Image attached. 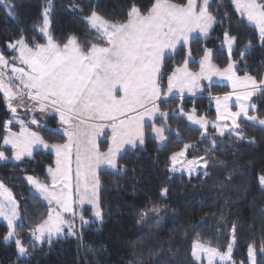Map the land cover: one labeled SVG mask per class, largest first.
Returning a JSON list of instances; mask_svg holds the SVG:
<instances>
[{"label": "snow or ice", "instance_id": "obj_1", "mask_svg": "<svg viewBox=\"0 0 264 264\" xmlns=\"http://www.w3.org/2000/svg\"><path fill=\"white\" fill-rule=\"evenodd\" d=\"M239 12L241 23L244 18L259 33L264 43V0H230ZM51 5L45 6L42 12V24L39 28L40 38H26L21 35L14 41L5 44L10 53L6 56L0 51V93L12 116L3 123L0 133V161L9 159L5 155V146L12 150L11 159L21 161L32 157L36 149L49 150L55 154V167L47 169L49 183L41 182L28 176L39 199L47 203L46 218L36 224L30 232V244L35 248L37 242L51 243L53 237L62 235L75 236L77 217L81 225H89L102 220L97 189L100 181L96 170L103 164L113 170L118 168L117 158L128 148L136 149L146 141V126L151 128V137L160 143L168 137L165 132L172 130L166 123L156 126L157 118L166 120L169 113L161 111V106L170 97L179 94L181 100L184 93L195 95L196 90L203 91L201 80H208L211 87L213 76H219L231 83L233 92L223 97H212L216 101L217 120L231 121V125L213 123L214 134L223 137H234L238 141L247 139L241 129V119L251 121L264 127V119L250 115V109H256L251 102L257 95L264 96V77L245 72L237 75V61L229 59L226 67L221 69L212 63L211 49L202 48L204 55L199 60L200 71L189 70L192 61L191 44L201 38H207L214 24L223 23L209 9L211 0H153L150 6H143L136 0H128L127 11L123 20L111 21L92 10L88 16L80 19L86 23L96 42H88L82 46L75 35L67 37L65 42H58L50 32L49 11ZM78 5H72L70 11H76ZM0 8L7 10L12 16L15 5L10 0H0ZM237 36L230 34L229 29L223 32V45H226L231 57ZM185 49L182 65L176 67L167 78L166 91L162 86L163 63L166 54L175 51L177 46ZM251 41L240 52L243 60ZM242 89V91H237ZM235 96L237 111H231L229 102ZM25 98L26 101L25 102ZM24 108L26 114L46 113L52 110L59 115L62 134L67 136L66 143H49L29 124L40 125V121L32 116L29 123L19 118L17 109ZM181 116L186 115L193 125H198L202 139L208 136L209 121L197 117L195 109L186 114L183 106L178 109ZM19 124V130L12 126ZM151 122V123H150ZM105 128L111 129L110 146L101 152L95 138ZM178 135V134H177ZM254 143L253 140H249ZM215 150L217 141H210ZM191 144H184L179 151L169 157V171H187L189 176L199 172L201 167L207 169L209 161L205 156L191 160L186 157ZM73 148H75V169H73ZM181 163L184 167L177 168ZM200 166V167H194ZM204 176L208 172L203 171ZM260 185L264 186V171L258 176ZM74 181V182H73ZM168 189H162L166 195ZM75 197V198H74ZM76 205L74 208L73 205ZM92 207V219L84 216V205ZM19 205L13 193L0 181V219L6 221L7 232L3 234L5 242L13 241L19 257L29 255L21 238L16 236L17 221L20 219ZM77 208L80 212H77ZM233 222L232 242L225 251L217 248L193 245L192 255L197 249L208 256V264L219 257L221 261H232L233 244L236 240V226ZM65 229L67 230L65 233ZM258 256L261 258L258 260ZM235 264V262H233ZM240 264H264V231L261 232V243L249 244L247 258Z\"/></svg>", "mask_w": 264, "mask_h": 264}, {"label": "trees", "instance_id": "obj_2", "mask_svg": "<svg viewBox=\"0 0 264 264\" xmlns=\"http://www.w3.org/2000/svg\"><path fill=\"white\" fill-rule=\"evenodd\" d=\"M49 0H10L15 5L13 17L0 8V45L5 47L21 35L35 38L43 43L38 27L42 12ZM143 6H150L153 0H136ZM180 3L181 0H172ZM78 5L76 11H70L72 5ZM128 0H55L50 16V32L58 42L75 35L82 46L96 42L89 35L86 23L80 19L88 16L92 10L104 18L123 20ZM217 23L208 39H200L191 44V68H198L197 62L207 48L213 51V62L220 68L228 64V55L222 49L223 32L238 37L232 54L237 61V74L245 72L261 78L264 74V43L259 39L257 30L241 19L230 0H212L209 9ZM251 41L243 60L240 52ZM185 49L182 47L163 63L162 86L167 87V78L172 71L183 64ZM226 91L213 87L206 94L196 98L168 99L161 111L169 113L166 120L157 119L156 126L166 123L172 131L165 132L166 143L160 147L151 137V128L146 126V141L143 147L125 152L118 159V168L123 170L101 171L100 207L103 215L101 223H91L79 230L76 238L65 237L30 244L31 229L46 218L47 204L35 195L25 177L33 176L41 182L49 183V166L55 167L53 154L36 152L31 158L20 163L0 162V181L9 188L19 205L21 223L16 229L29 250L28 257H19L16 245L3 240L7 232L0 222V264H197L192 256L195 241L225 250L231 241L233 222L236 226V247L234 259L237 263L247 258L249 244L261 243L264 231V189L258 176L264 171V128L248 122H241V129L247 139L238 141L234 137L214 134L208 128V136L202 139L203 130L192 127L180 117L178 111L182 105L184 112H192L209 120L215 119L212 97L225 94ZM257 115L264 117V96L257 95ZM9 117L2 95L0 94V133L3 123ZM48 126L58 127L57 118L46 119ZM41 136L49 143H65L59 133L39 129ZM178 134V135H177ZM217 145L212 150L210 141ZM250 143L249 140H253ZM0 140V145H2ZM184 144L193 145L189 156H205L209 161L206 171L196 177L174 175L169 171V157L179 151ZM109 145L104 141L100 149L104 152ZM5 154L11 156L10 150ZM168 189L161 195L162 189ZM86 209L83 214L91 218ZM261 257L258 256V260Z\"/></svg>", "mask_w": 264, "mask_h": 264}, {"label": "rangeland", "instance_id": "obj_3", "mask_svg": "<svg viewBox=\"0 0 264 264\" xmlns=\"http://www.w3.org/2000/svg\"><path fill=\"white\" fill-rule=\"evenodd\" d=\"M211 2H212V0H211ZM48 5H51V7H50V11H49V19H50V16H51V14H52V10H53L54 5H55V0H49V1L45 4V6H48ZM45 6H44V7H45ZM233 6H234V9H235V5H233ZM5 10H6V9H5ZM235 11H236V9H235ZM6 12H7V10H6ZM236 12H237V11H236ZM237 14H238L239 17H240L239 12H237ZM11 17H13V14H12ZM240 18H241V17H240ZM244 20H246V18H244ZM246 22H247V21H246ZM41 24H42V20H41V23H40V25H39V27H38V31H39V28H40ZM215 25H216V24H214V25H213V28L209 30V35H208V37H207V38H201V39H208L209 36L211 35V33H212V31H213ZM50 26H51V22H50ZM251 26H252V25H251ZM252 27H254V26H252ZM49 30H50V29H49ZM257 32H258V30H257ZM258 34H259V33H258ZM235 46H236V44L233 45V51H234V49H235ZM180 48H181V46L178 45L177 48H176V50H175V51H170V52H168V53L166 54V57H168V56H172V55H175V54L179 51ZM222 49L227 53L228 58H229V59L231 58V59L233 60V58H232L233 51H232L231 57H229V52H228V48H227V46H226V45H223V46H222ZM0 51H4L5 55L10 57V53L8 52V50H6L5 47H2L1 45H0ZM212 52H213V51H212ZM229 59H228V62H229ZM192 61H193V62H190V63H189V70L192 71V72H197V73H198V72L200 71V68H199V61L197 62V64H198V68H197L196 70H194V69L191 68V64L195 63L194 60H193V58H192ZM212 63L214 64V62H213V55H212ZM214 65H215V64H214ZM221 69H223V68H221ZM237 75H238V74H237ZM262 77H264V74H263ZM199 83H200L201 87L204 88V90H203V91H200V90L197 89L195 95H192V94H190V93H188V92L186 91V92L184 93L183 99H185V98H196V97H198V96H201V95H203V94H206V90H207V89L212 90L213 87L220 88V89L226 91L225 94L230 93V92H233V88H232L231 83H230L229 81H227V80H223V79H221L219 76H213L212 81H211V87H210V88L205 87L206 85L209 84V81H208V80H201ZM165 91H166V89H165ZM237 91H242V89H237ZM0 94L3 95L2 93H0ZM225 94L220 95V97H223ZM214 97H215V96H214ZM254 97H255V96H254ZM254 97L252 98V101H251V102H253ZM168 99H180V100H181V98L179 97V94H177L175 97H170V98H168ZM168 99H167V100H168ZM183 99H182V100H183ZM25 102H27V101H26V98H25ZM212 102H213V108H214V110H215V119H214V120H209V119H207V118L204 117L207 121H209V127H211V125H212L213 123H215V124H220V125H223V124L226 123L227 125L230 126V125H231V121H230V120H228V121L217 120L216 101H215L214 99H212ZM253 103H254V102H253ZM4 104H5V102H4ZM229 105H230V110H231V111H237V110H238V107H237V105L235 104V96H233L232 101L229 102ZM5 108H6V111L8 112V115H9V117L6 119V120H8V119L12 116V114H11V113L9 112V110L7 109L6 104H5ZM185 113H186V114H189V113H191V112H189V113L185 112ZM249 114H250V115H257V107H256L255 110L250 109ZM17 115L19 116V118L24 119L26 123H29V121L31 120L32 116L35 115L36 119H38V120L40 121V125L37 126V125H31V124H29L30 128H31L33 131H37V132L39 133V129L44 128V129H47V130L55 131V132L59 133L60 135L64 136V135L62 134V128H61V125H59L58 127H52V126H48L47 123H46V119H48V118H57L58 121H59V115H58V113H55V112H53L52 110H49V111L46 112V113H39V112L31 113V112H28V113L26 114L24 108H18V109H17ZM195 115H196V112H195ZM179 116L182 117V118H184V119L188 122V124H189L190 126L195 127V128H197V129H200L198 125H193V124H191V122L187 120V116H186V115H184V116L179 115ZM196 116H197V115H196ZM257 116H258V115H257ZM197 117H200V116H197ZM259 118H260V117H259ZM157 119H160V118H157ZM157 119H156V120H157ZM261 119H264V117L261 118ZM242 121H245V120L241 119L240 122H242ZM245 122H248V123L253 124V125H255V126H259V127H261V128H264V127L260 126L259 124H255V123H253V122H251V121H245ZM150 123H151V122H150ZM211 128H212V127H211ZM12 130H13V131H18V130H19V124L14 122V125L12 126ZM108 130H111V129H110V128H105L104 131H103L99 136H97V137L95 138V140H96V145H97V147L99 148V150H100L101 152H103V151L100 149V145H101V143L104 142V141H108V142H110V137H111V136L108 137V136L104 135V134H106V131H108ZM200 130H202V129H200ZM39 134H40V133H39ZM226 135H227V133H226ZM40 136H41V134H40ZM165 136H166V135H165ZM64 137H65L66 142H67V136H64ZM66 142H65V143H66ZM157 142H158V141H157ZM165 143H166V141L163 142V143L158 142V145H159L160 147H162ZM109 146H110V143H109L108 147H109ZM143 146H144V145H143ZM143 146H139V147H143ZM5 148L8 149V150H10L11 153H12V150H11L10 146H5ZM137 148H138V147H137ZM107 149H108V148H107ZM191 149H192V148H189V149L187 150L186 157H185V158H181V160H184V159L191 160V159H194V158H198V157H190V156H189V153H190ZM131 150H134V149H131V148H128V149H127V151H131ZM38 151H44V152H46V153L53 154L54 157H55L54 152H50L49 150H44V149H42V148L34 150L33 155H34L36 152H38ZM106 151H107V150H106ZM106 151H104V152H106ZM127 151H126V152H127ZM124 153H125V152H124ZM124 153H122V155H123ZM5 155H6V154H5ZM122 155H121V156H122ZM6 156H7V155H6ZM121 156H120V157H121ZM8 157H9V159L4 160V161H0V162H1V163H8V162H12V163H20L21 161H23V160H25V159L31 158V157H25V158H23L21 161H15V160L11 159V156H8ZM55 159H56V157H55ZM118 159H119V157L117 158V162H118ZM171 166H172V165H171V163H170V167H169V169L171 168ZM72 167H73V169H75V148H73V165H72ZM176 167H177V168H182V167H184V166H183L181 163H178V164L176 165ZM194 167H200V166H194ZM205 170H206V169H204V168L201 167V170H200L199 172H193L190 176H189V174H188V172H187L186 170H185V171H182V172H181V171H177V172H175V173H173V172H171V171H170V172H171L172 174H174V175H185V176H187V177H196L197 175H199L201 172H203V171H205ZM101 171H114V172H115V171H117V170L110 169V168H108L106 165H103V164H102V165L96 170V175H97V177H98V174H99ZM27 177H28V176L25 177L26 182H27V179H26ZM73 182H74V181H73ZM27 184L30 186L32 192H33L35 195L38 196V193L35 192L33 186H32L31 184H29L28 182H27ZM8 189H9V188H8ZM9 190H10V189H9ZM99 193H100V185H99V188L97 189V197H98V202H99V207H100ZM13 196H14V195H13ZM14 198H15V197H14ZM74 198H75V197H74ZM45 203H46V202H45ZM46 204H47V203H46ZM73 207L75 208L76 205L74 204ZM83 207L89 209V211L91 212V215H92V207H91V205L85 204ZM76 210H77L78 213L80 212V209H79V208H77ZM100 210H101V207H100ZM18 211H19V208H18ZM19 216H20V211H19ZM84 216H85V219H87V220H91V219H92V217H91V218H88L85 214H84ZM101 221H102V220H96L95 222H97V223H101ZM0 222L4 223L5 226H6V221H3V219H0ZM16 223H17V225H19V224L21 223V218H20ZM75 225H76L75 230H76L77 235H75V236L62 235L61 237H53L52 240L61 239V238H65V237L76 238V237L78 236L79 230H80L81 228H83V227H87V226H88V225H83V226H82L81 223H80V221H79V218H78V217H77V219H76V221H75ZM16 229H17V228H16ZM66 231H67V230L65 229V233H66ZM16 236H17V233H16ZM17 237H18V236H17ZM230 242H232V237H231V241H230ZM7 243H14V240H13V241H9V242H7ZM37 243H38V244H41V243H39V242H37ZM197 243L200 244V245H202V246L205 247V248H207V247L217 248V247H215V246H211V245H208V244H204V243H201V242H199V241H195V242H194V244H197ZM14 244H15V243H14ZM194 244H193V245H194ZM24 246H25V245H24ZM25 247H26V246H25ZM235 247H236V240H235V243L233 244L232 261H221V260L219 259V257H217V258L213 261V264H233V262H235V264H240V263H237L236 260L234 259ZM26 248H27V247H26ZM217 249L220 250L219 248H217ZM225 250H226V249H225ZM225 250H220V251L223 252V251H225ZM192 252H193V248H192ZM28 256H29V255H28ZM28 256H26V257H28ZM192 256H193V255H192ZM193 259L195 260V262H196L197 264H208V256H207V254H206L205 252L199 250V249H197V255H196V256H193Z\"/></svg>", "mask_w": 264, "mask_h": 264}, {"label": "crops", "instance_id": "obj_4", "mask_svg": "<svg viewBox=\"0 0 264 264\" xmlns=\"http://www.w3.org/2000/svg\"><path fill=\"white\" fill-rule=\"evenodd\" d=\"M59 124H60V122H59ZM104 135L110 137V136H111V130L106 131V134H104ZM109 143H110V142H109ZM261 186H262V185H261ZM262 188L264 189V186H262Z\"/></svg>", "mask_w": 264, "mask_h": 264}]
</instances>
